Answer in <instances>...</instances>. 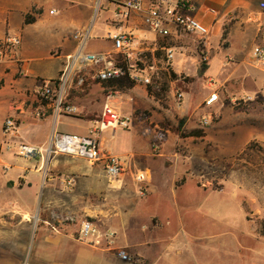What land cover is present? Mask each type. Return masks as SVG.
<instances>
[{"label": "crops", "instance_id": "obj_1", "mask_svg": "<svg viewBox=\"0 0 264 264\" xmlns=\"http://www.w3.org/2000/svg\"><path fill=\"white\" fill-rule=\"evenodd\" d=\"M188 1L194 9L186 14L209 29L201 48L210 72L219 79L225 76L224 81L233 80L264 91V67L252 57L253 47L264 45V9L260 7L264 0ZM95 3L96 0H0V40L17 36L21 41L15 54L0 59V143L2 124L7 118L15 121L18 133L13 142L21 145L41 147L53 133L88 135V124H94L105 103V96L92 93L93 84L87 93L80 94L82 91L76 87L67 94L73 91L71 106L79 115L57 114L51 101L40 100L37 91L58 79L67 57L76 49L73 34L93 28ZM110 18L106 20L107 29ZM123 29L141 42L138 52L172 49L175 56L181 45L188 51L201 46L199 37L177 32L173 27L170 37H158L137 15ZM187 37L192 38V44L186 43ZM165 41L172 46H164ZM111 51L112 44L106 37L91 40L90 35L86 52ZM186 57L189 56L181 53L176 60ZM176 60L171 70L183 76L187 61L182 60L179 68ZM85 74L86 81H95L90 69ZM110 99L111 106L119 110L120 99ZM129 134L130 130H117L111 131L109 139L105 133L101 135L103 150L124 163L121 182L108 180L102 165L90 166L63 155L0 163V264H207L203 256L200 260L197 251L194 253L191 244L207 241L208 235L201 228L196 234L172 236V212L174 220L182 218V207L175 199L172 202V189L150 187L149 168L144 170L147 182L140 184L146 185L145 189L125 179L128 175L133 179L134 173L141 171L137 169L135 147L139 145L142 150L143 143L132 141ZM108 140L113 146L110 150L105 148ZM132 169L137 171L132 173ZM160 191L167 192L168 198L155 199ZM197 193L200 200L184 207L195 209V220L202 226V218L210 215L208 199L203 200L199 190ZM185 213L188 216L190 212ZM84 219L102 230L116 232L118 247L132 261L121 262L114 252L95 250L78 242L79 225ZM163 234L167 236L162 237Z\"/></svg>", "mask_w": 264, "mask_h": 264}, {"label": "rangeland", "instance_id": "obj_2", "mask_svg": "<svg viewBox=\"0 0 264 264\" xmlns=\"http://www.w3.org/2000/svg\"><path fill=\"white\" fill-rule=\"evenodd\" d=\"M109 16L100 12L92 20L91 40L105 39ZM191 39L187 37L186 43L192 44ZM163 45L170 47L172 43L165 41ZM181 46L169 64L164 50L138 52L131 73L148 75L150 90L148 85L133 80V86L123 92H113V87L109 90H112L110 98L120 99L121 108L117 112L132 120L131 140L143 143L142 150L139 145L135 147L137 169L149 168V186L171 188L172 202L175 199L179 208L182 207L180 220H174L172 212V236L196 234L200 228L208 235L206 242L191 243L194 253L197 251L204 263L264 264V91L253 90L249 84L224 81L225 76L219 79L210 72L202 46L192 51ZM181 53L189 57L176 60ZM175 60L179 68L182 60H186V74L182 77L194 78L187 94L169 79ZM93 85L92 93H101L105 103L112 105L102 84ZM176 92L183 94L179 103ZM213 92L218 99L208 106L206 99ZM71 103L66 98V105ZM79 114L77 111L76 115ZM88 126L90 130L93 124ZM177 128L176 135L172 131ZM105 136L109 139L111 131L105 132ZM2 137L1 164L5 160L14 162L15 158L30 160L18 157L20 144L13 142V136L2 134ZM111 147L108 140L105 148ZM163 160L168 163L164 164ZM125 179L135 182L130 175ZM198 190L203 200L207 197L210 213L202 218V226L195 220V209L184 207L200 200ZM168 196L160 191L155 199L161 201ZM185 212L190 213L187 216Z\"/></svg>", "mask_w": 264, "mask_h": 264}, {"label": "built area", "instance_id": "obj_3", "mask_svg": "<svg viewBox=\"0 0 264 264\" xmlns=\"http://www.w3.org/2000/svg\"><path fill=\"white\" fill-rule=\"evenodd\" d=\"M95 17L100 12L110 14L107 22L108 29L106 38L112 44L110 53H88L86 45L90 39L92 28L77 31L73 39L77 46L74 53L67 57L64 68L58 79L51 83H45L37 91L40 100L51 101L57 114L76 115L77 109L69 104L66 105L68 92L80 87L86 81V69H90L92 78L96 81L107 82L124 78L126 70L115 65V59L123 57L128 65V76L135 82L151 85V79L143 73H131L134 69L133 62L141 42L130 31L123 29L129 19L140 16L143 25L153 34L161 38L172 35V27L177 32L189 36L199 37L201 46H205V39L209 35V29L198 20L186 14L187 10H193V5L188 0H96ZM260 7L264 9V4ZM52 14V13H51ZM94 17V19H95ZM21 41L17 36H8L0 40V59L15 54L20 47ZM167 63L172 62V49H164ZM254 61L264 67V45H256L252 49ZM107 99L111 96L108 92ZM183 97L182 93L176 92V100L179 103ZM218 96L211 93L206 105L216 102ZM131 119L121 116L108 102L104 103L98 119L89 130L87 136L67 133H53L48 142L41 147L19 145L17 155L22 158L49 159L54 156L63 155L85 161L90 166L102 165L105 175L112 182H121L125 173L124 163L120 157L107 153L101 144V135L107 131L115 133L117 130H129ZM18 128L11 118L4 120L2 134L5 137L15 138ZM10 150V146L7 147ZM157 147H154V152ZM133 179L138 184L147 182L148 174L137 171ZM71 184V183H69ZM141 195L144 193L141 191ZM78 242L99 251L114 252L121 262L130 263V255L117 245V234L112 230H102L94 222L84 219L80 222L77 236Z\"/></svg>", "mask_w": 264, "mask_h": 264}, {"label": "trees", "instance_id": "obj_4", "mask_svg": "<svg viewBox=\"0 0 264 264\" xmlns=\"http://www.w3.org/2000/svg\"><path fill=\"white\" fill-rule=\"evenodd\" d=\"M28 21V20H27ZM115 65L117 67L123 68L124 70H126L127 74L124 78L120 79V80H115V81H107V82H101L102 86H103V90L105 93L110 92L109 90L113 87L114 90L113 92H123L124 90L130 89L134 82L129 78L128 76V65L126 60L123 57H119L117 59H115ZM169 79L175 84V86L181 90L182 93L187 94L188 93V89L189 86L193 83V79L192 77H182V76H178L175 73H173L172 71H170V76ZM96 83H100L99 81H90L87 80L84 82V84L82 86L79 87V91L81 92L80 94H84L87 93V91L89 90V87L92 84H96ZM151 89V86H149V90ZM112 91V90H111ZM73 92V91H72ZM72 92L66 97L69 100L72 98ZM159 95H157L158 97ZM86 120H93L92 117H86ZM174 134H178L179 133V128L177 129H173L172 131ZM162 134H160L161 136ZM163 137V136H161ZM263 227H264V223H263Z\"/></svg>", "mask_w": 264, "mask_h": 264}]
</instances>
